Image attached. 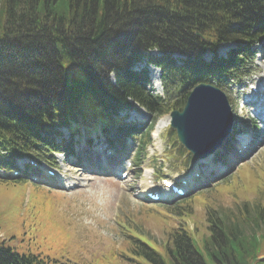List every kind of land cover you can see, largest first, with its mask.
<instances>
[{
    "label": "trees",
    "instance_id": "16d2710c",
    "mask_svg": "<svg viewBox=\"0 0 264 264\" xmlns=\"http://www.w3.org/2000/svg\"><path fill=\"white\" fill-rule=\"evenodd\" d=\"M263 40L264 0H0V170L7 174L25 157L54 165L61 147L55 137L68 141L63 127L75 135L104 121L116 133H128L133 128L119 111L136 104L152 116L139 140L143 148L156 118L181 108L188 92L178 95L200 82L232 78L253 57L251 46ZM223 43L237 47L226 59L206 62L204 53ZM151 48L163 53L151 61L161 69L164 97L150 93L146 77L131 70ZM171 53L184 59L177 62ZM64 61L86 80L70 82ZM169 134L173 142L174 131ZM3 181L26 180L0 176ZM193 198L177 202L179 214L190 211ZM251 203L238 208L232 223L225 212L206 211L202 248L214 260L210 264H264L260 176ZM167 233L162 251L135 237L125 250L149 264H207L191 230L180 225ZM0 264L71 263L19 254L0 241Z\"/></svg>",
    "mask_w": 264,
    "mask_h": 264
},
{
    "label": "rangeland",
    "instance_id": "374dc122",
    "mask_svg": "<svg viewBox=\"0 0 264 264\" xmlns=\"http://www.w3.org/2000/svg\"><path fill=\"white\" fill-rule=\"evenodd\" d=\"M235 47L234 43L223 44L212 54L226 58L227 51ZM255 50V74L251 81L242 76L234 83L218 86L230 101L235 117L233 127L240 134L251 131L248 110L236 99L239 98L240 86L248 81L251 83L255 78L264 80V45H256ZM151 55L157 56L155 53ZM172 56L177 57V54ZM210 56L209 52L205 53L206 60H210ZM64 63L66 77L70 82L86 80L84 72L69 65L67 61ZM144 68L148 73V87L155 90L149 79L152 69L147 61L143 60L135 65L134 70L142 72ZM159 94H163L162 89H159ZM147 116V112L138 108L128 113L126 123L141 126ZM164 117H169V114L159 117L154 126ZM168 123L169 121L161 125L158 133L154 132L153 127L151 139L155 146H147L143 150L142 160H135L124 179L119 178L118 166L113 167L110 161H105L107 152L101 148L98 153V143L92 144L91 154L88 156V153H84L86 150L82 152L79 149L85 147L84 137L77 140L76 136L66 151H73L77 143L76 154L81 156L78 166L72 163L74 154L68 157L56 155L59 174L70 187L61 189L52 180L37 184L30 181L0 182V241L19 254L39 255L51 262L145 264L149 262L145 257L147 262L141 261L142 255L125 250L128 243L124 234L136 235L154 248L163 250V244L168 238L167 232L172 227L182 225L188 230L193 227L195 232H192V237L197 240L198 250L207 264L214 262L211 257L208 258L207 250L202 248V238L208 234L205 229L206 211L216 209L220 213L225 212L227 222L232 223L243 203L248 208L252 205L253 199L257 198V176L264 178L260 174L261 171L264 172V138L255 134V146L241 154L242 156L228 151L224 156L221 155L223 163L215 164L210 160L206 166L197 169L201 179H194L196 185L190 196L198 194L194 196L191 207H187L190 211L184 210L183 214H179L178 204L172 208L175 204L152 202L142 197V187H138L139 180L147 173L152 174L158 165L163 166L162 171L168 173L177 167L187 168L198 162L196 159L191 160L186 154H179L178 158V152L172 156L176 148H167ZM148 125L149 120L146 121V126ZM135 138L133 144L127 145L122 137L118 142V136L114 134L111 135V142L113 148L125 151L126 156L128 152L135 150L137 137ZM239 138L240 136L237 137ZM237 145L239 144L235 143ZM144 163L148 165L144 166ZM53 180L60 182L57 176ZM226 180L224 186L220 185L215 189L216 184ZM127 240L131 241L130 238Z\"/></svg>",
    "mask_w": 264,
    "mask_h": 264
},
{
    "label": "water",
    "instance_id": "95a60500",
    "mask_svg": "<svg viewBox=\"0 0 264 264\" xmlns=\"http://www.w3.org/2000/svg\"><path fill=\"white\" fill-rule=\"evenodd\" d=\"M170 117L179 142L198 157L214 152L233 122L225 95L203 84L194 87L182 110L172 111Z\"/></svg>",
    "mask_w": 264,
    "mask_h": 264
},
{
    "label": "bare ground",
    "instance_id": "6f19581e",
    "mask_svg": "<svg viewBox=\"0 0 264 264\" xmlns=\"http://www.w3.org/2000/svg\"><path fill=\"white\" fill-rule=\"evenodd\" d=\"M151 69H152V76H151L152 84L157 87L159 86L158 70L155 67H152ZM167 121H168V117H164L159 122H157L154 132L158 133V131H160L161 125L163 126L165 123H167Z\"/></svg>",
    "mask_w": 264,
    "mask_h": 264
}]
</instances>
